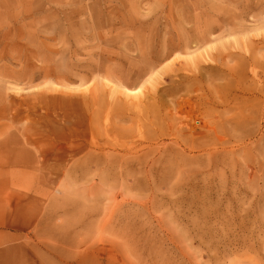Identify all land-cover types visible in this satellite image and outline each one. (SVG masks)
<instances>
[{"label": "rangeland", "instance_id": "374dc122", "mask_svg": "<svg viewBox=\"0 0 264 264\" xmlns=\"http://www.w3.org/2000/svg\"><path fill=\"white\" fill-rule=\"evenodd\" d=\"M0 264H264V0H0Z\"/></svg>", "mask_w": 264, "mask_h": 264}, {"label": "bare ground", "instance_id": "6f19581e", "mask_svg": "<svg viewBox=\"0 0 264 264\" xmlns=\"http://www.w3.org/2000/svg\"><path fill=\"white\" fill-rule=\"evenodd\" d=\"M96 97L91 98L90 100H87L85 102L87 105V111H89V116H88V130L89 133L92 135L93 138V142H92V148H93V153L90 152L89 158L92 160L94 159V163H100L102 161L101 156L104 158L103 162L106 163L107 165H109V167H116L117 166V162L120 157H122L121 155H119V152H116L113 149H107V141L104 140V137L107 136V134H109V130L107 128L103 129L100 127V118L101 115L103 113V109H93V106L96 104V102L101 103L103 100L102 98H99L98 101L94 100ZM109 152V154H108ZM107 153V154H106ZM111 156L112 158H115V163L114 160L111 158V160H109V157ZM121 166L124 170L123 164H118V166ZM108 167V168H109Z\"/></svg>", "mask_w": 264, "mask_h": 264}]
</instances>
